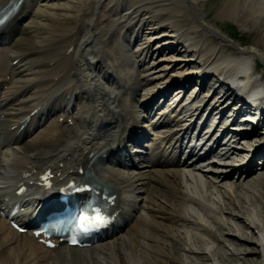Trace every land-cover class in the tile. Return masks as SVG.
I'll return each mask as SVG.
<instances>
[{
    "label": "bare ground",
    "instance_id": "1",
    "mask_svg": "<svg viewBox=\"0 0 264 264\" xmlns=\"http://www.w3.org/2000/svg\"><path fill=\"white\" fill-rule=\"evenodd\" d=\"M7 1L0 0V8ZM212 1L220 2L213 20L205 10ZM219 21L264 34V0H26L0 33V120L8 128L49 97L57 103L24 138L16 131L8 134L4 150L0 141L3 172L19 177L31 166L47 165L65 175L89 148L114 150L131 132L145 137L156 127L174 129L153 135L148 157L130 167L132 176L125 172L129 163L121 166L122 157L99 167L106 180L136 194L121 213L118 233L90 249L49 251L30 235L19 236L0 216V264H227L229 259L264 264V176L240 186L224 174L264 137V123L244 146L239 141L218 145L216 138L214 144L226 151L217 161L222 165L180 169L159 155L176 148L173 138L188 136L197 115L210 106L204 127L213 121L212 128L203 127L199 138L208 142L221 130L248 126L235 119L222 127L232 107L220 120L214 118L227 97H219L215 88L216 99L203 98L208 79L241 78L264 100V73L255 80L252 74L264 62V37L240 45L223 34ZM192 77L202 79L201 87L177 91L176 118L163 110L160 121L145 129L141 122L151 117L153 95L181 79L188 85ZM63 117L74 124L58 128ZM246 165L239 167L248 172L244 182L264 170Z\"/></svg>",
    "mask_w": 264,
    "mask_h": 264
},
{
    "label": "rangeland",
    "instance_id": "2",
    "mask_svg": "<svg viewBox=\"0 0 264 264\" xmlns=\"http://www.w3.org/2000/svg\"><path fill=\"white\" fill-rule=\"evenodd\" d=\"M219 4H220V2H218V1H216V2L212 1V2H208L205 4V10L208 13L209 19H211V20L214 19V16H215V13H216V10H217V7L219 6ZM218 27L221 29L223 34L232 38L236 43H239L240 45H243V46H251V45L255 44L257 41H260L262 36L264 37V34H262V32L259 29H254L251 26H249L244 31H242L240 27L235 25L233 22H229V21H225V22L219 21ZM261 50L264 51V48H261ZM260 72L264 73V62H262V64H261ZM207 94H208V92L206 91L204 93L203 98H205ZM244 144L245 143H242L240 145L244 146ZM258 175L264 176V170L258 171L256 176L252 175L253 177L250 178L249 180H246V182H244L243 180H239V181L234 180V182H235V184L242 186L243 184H247V183H249V181L254 180V178H256ZM226 252H227V249L225 248L223 253L226 254ZM226 259L228 260L229 258L226 257ZM226 263L227 264H239V262H237V261L232 262V261H230V259Z\"/></svg>",
    "mask_w": 264,
    "mask_h": 264
},
{
    "label": "snow or ice",
    "instance_id": "3",
    "mask_svg": "<svg viewBox=\"0 0 264 264\" xmlns=\"http://www.w3.org/2000/svg\"><path fill=\"white\" fill-rule=\"evenodd\" d=\"M0 22H3L2 20H0ZM82 222L85 220V219H87L86 217H83V216H81L80 218H79ZM106 222V220L103 218V217H101V216H96L95 217V226H101L103 223H105Z\"/></svg>",
    "mask_w": 264,
    "mask_h": 264
}]
</instances>
